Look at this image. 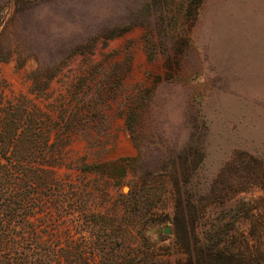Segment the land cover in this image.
<instances>
[{
	"label": "rangeland",
	"instance_id": "374dc122",
	"mask_svg": "<svg viewBox=\"0 0 264 264\" xmlns=\"http://www.w3.org/2000/svg\"><path fill=\"white\" fill-rule=\"evenodd\" d=\"M148 1L54 0L19 12L15 0H0V122L23 132L29 170L54 172L61 196H71L67 211L48 212L43 233L61 236L63 251L84 246L83 219L110 215L130 227L83 251L110 264L120 249L140 264L185 263L171 162L187 154L195 124L205 153L199 170L189 168L197 236L232 249L245 235L256 248L264 0H173L147 19L138 11ZM135 15L146 23L132 26ZM95 228V238L116 240Z\"/></svg>",
	"mask_w": 264,
	"mask_h": 264
},
{
	"label": "trees",
	"instance_id": "16d2710c",
	"mask_svg": "<svg viewBox=\"0 0 264 264\" xmlns=\"http://www.w3.org/2000/svg\"><path fill=\"white\" fill-rule=\"evenodd\" d=\"M52 1L54 2V0H15V7L22 12L36 8L40 4L52 3ZM172 1L149 0L138 14L146 12L148 14L146 18L149 19L152 11L159 9L162 14L166 9L165 6L167 7ZM191 3H199V0H191ZM146 18L141 21L140 16L135 15L132 26L146 23ZM124 31L127 29L118 34ZM78 51L80 50H75L74 54ZM56 73L57 70L49 76L46 83ZM205 128L204 126L203 129ZM196 131L202 130L194 124L190 130L189 147L183 150L187 154L184 152V155L181 153L174 155L171 162L177 193L173 234L175 241L182 243L188 254L187 261L183 264H264L262 240L258 241L259 246L254 248L248 236L242 235L239 241L240 246L230 249L221 242L215 244L214 241L212 245H207L198 238L196 219L192 217L193 204L188 193L191 188L189 180L191 181L192 176L195 175L189 168L196 165L195 168L199 170V166L205 159L202 142L195 139ZM22 133H19L18 128L0 122V264H110L107 254H99L95 251L88 254L83 250L91 244L93 247L98 246L100 241L108 242L109 245L115 243L118 240L116 233L121 230L125 232L130 227L122 220L115 221V218L105 214L91 215V218L86 216V219L82 221L84 229L80 231L83 234L81 239L85 240L87 245H79L80 247L75 248L74 245L66 246L64 251L60 243L61 236L50 234L46 237L44 235L42 226L49 222L48 212H62L65 207L67 211V208L71 207L69 205L71 196H61L65 189L54 172L42 171L39 165L38 170H29L27 159L29 147ZM203 134L205 136V133ZM9 152L12 153L11 156L8 155ZM40 164L43 165V163ZM157 168H160L158 171L160 173L165 170L161 165H157ZM96 226L104 234L116 235V240L112 238L102 240L101 234H98L101 239L95 238ZM57 231V229L54 230V232ZM68 242L73 243L72 240ZM120 246L123 247V245ZM116 256L119 258L117 264L142 262L138 253H126L122 249L118 250Z\"/></svg>",
	"mask_w": 264,
	"mask_h": 264
},
{
	"label": "water",
	"instance_id": "95a60500",
	"mask_svg": "<svg viewBox=\"0 0 264 264\" xmlns=\"http://www.w3.org/2000/svg\"><path fill=\"white\" fill-rule=\"evenodd\" d=\"M165 232L166 233H170V229L169 228H166Z\"/></svg>",
	"mask_w": 264,
	"mask_h": 264
}]
</instances>
